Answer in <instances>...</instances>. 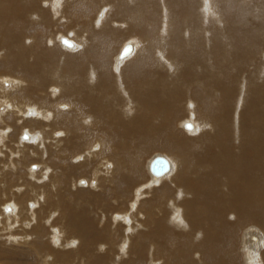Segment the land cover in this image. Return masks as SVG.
Returning <instances> with one entry per match:
<instances>
[{"label":"bare ground","instance_id":"1","mask_svg":"<svg viewBox=\"0 0 264 264\" xmlns=\"http://www.w3.org/2000/svg\"><path fill=\"white\" fill-rule=\"evenodd\" d=\"M0 71V264H264V0H0Z\"/></svg>","mask_w":264,"mask_h":264},{"label":"water","instance_id":"2","mask_svg":"<svg viewBox=\"0 0 264 264\" xmlns=\"http://www.w3.org/2000/svg\"><path fill=\"white\" fill-rule=\"evenodd\" d=\"M62 41L67 44H72V41L68 39L67 37H63ZM131 45L130 43L126 44L122 50V54H126L130 51ZM190 122H187V125H190ZM170 168V161L169 159L164 155H156L150 163V170L152 173L155 174H162L165 171H167Z\"/></svg>","mask_w":264,"mask_h":264},{"label":"rangeland","instance_id":"3","mask_svg":"<svg viewBox=\"0 0 264 264\" xmlns=\"http://www.w3.org/2000/svg\"><path fill=\"white\" fill-rule=\"evenodd\" d=\"M63 45V44H62ZM122 47V46H121ZM0 72H2V71H0ZM6 84H7V82L3 85L5 88L6 87H8V85L6 86ZM5 104H3V103H1L0 104V108L2 107V106H4ZM1 111V110H0ZM190 118L189 117H187L186 118V120H189ZM21 136V135H20ZM21 139V138H20ZM12 143V142H11ZM158 153H163V154H165V155H167L168 156V154L166 153V152H163V151H153L150 155H149V159L154 155V154H158ZM39 160V159H38ZM22 161L23 162H27L26 160H23L22 159ZM40 161V160H39ZM42 161V160H41ZM37 163L34 161V163L32 164V165H36ZM26 166V165H25ZM24 169H25V167H24ZM26 170V169H25ZM28 170V169H27ZM32 170V169H31ZM148 171V170H147ZM148 174H149V172H148ZM19 175V174H18ZM18 175H16L17 177H18ZM149 176L151 177V175L149 174ZM20 177H21V175H20ZM152 178V177H151ZM27 179H28V182L30 183V178L29 177H27ZM153 180V179H152ZM30 186H27V188H29ZM1 188V187H0ZM12 200L11 199H9V201L7 202V203H9V202H11ZM31 201L34 203L35 201H36V199H35V196H33V198L31 199ZM56 211L57 210H55V211H52L53 213H56ZM52 214V213H51ZM51 214L47 217V219H50V217H51ZM56 217H57V213H56V216L55 215H53L52 216V220H55L56 219ZM51 220V221H52ZM10 224V222H8V225ZM72 237H69L68 238V241L67 242H69V241H72ZM180 264V263H179Z\"/></svg>","mask_w":264,"mask_h":264},{"label":"snow or ice","instance_id":"4","mask_svg":"<svg viewBox=\"0 0 264 264\" xmlns=\"http://www.w3.org/2000/svg\"><path fill=\"white\" fill-rule=\"evenodd\" d=\"M29 115H34V113H29ZM188 127L191 128L192 125H188ZM56 135H57V136H61V135H63V134H62V133H56ZM25 138H26V137H25ZM33 167L35 168V167H37V166L34 165ZM46 178H47V177H45V179H46ZM81 183H82V184H86L87 182H86V181H81ZM133 207H134V205H133ZM125 247H126V245H125Z\"/></svg>","mask_w":264,"mask_h":264},{"label":"clouds","instance_id":"5","mask_svg":"<svg viewBox=\"0 0 264 264\" xmlns=\"http://www.w3.org/2000/svg\"><path fill=\"white\" fill-rule=\"evenodd\" d=\"M207 6V5H206Z\"/></svg>","mask_w":264,"mask_h":264}]
</instances>
